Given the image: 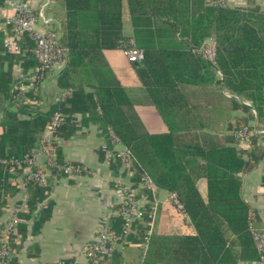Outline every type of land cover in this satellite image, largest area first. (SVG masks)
<instances>
[{"label": "trees", "instance_id": "trees-1", "mask_svg": "<svg viewBox=\"0 0 264 264\" xmlns=\"http://www.w3.org/2000/svg\"><path fill=\"white\" fill-rule=\"evenodd\" d=\"M5 1L0 0V6H4ZM56 1L65 7L66 20L62 30L52 26L60 36V47L68 51L65 67L56 76L62 93L48 110L31 108L28 116L21 118L18 110L2 106L10 99L22 105L19 91L15 89L19 82L14 83V64H19L24 76L29 77L36 73L39 61L34 54L35 42L31 37L25 35L20 40L21 53L11 54L4 46V35L0 33V106L5 112L1 122L0 156L23 159L32 152L53 114L61 112L67 115V120L53 132L56 140L51 141L50 146L54 157L51 164L44 163L52 175L47 185L53 178L66 176L67 166L79 167L80 171L76 172L79 174L84 171V166L67 161L58 148L57 140L74 132L72 117L82 113L84 122L100 124L110 149L114 144L108 139L109 128L130 152L132 162L127 166L130 174L127 184L137 188L142 177L147 175L156 186L155 192L149 188L140 189V194L145 196V215L143 219L134 220L128 232H125L123 218L117 214L110 216L106 227L109 233L120 237L119 244L130 240L144 250L147 243L141 264H237L241 259L258 260L251 228L255 213L242 197L241 174L260 164L264 166V11L258 7L221 5L217 0ZM125 2L135 25V42L146 41L141 34L153 33L142 32L139 28L150 27L156 18L169 25L167 27L172 32L179 33L187 44L182 49H143L144 60L134 63L152 104L168 125L165 132H142L137 128L121 99L125 89L104 56V49H124L132 38L124 33ZM156 30L164 33L165 26H157ZM211 37L217 42L214 64L191 50ZM216 70L221 71L220 77ZM37 84V88L26 91L25 95L40 100V82ZM182 84H188V112L204 109L192 101L195 96L203 94L208 100L207 105L211 104L213 111L221 110L223 114L227 109L218 106L217 98L224 96L222 90L233 95L226 105L228 110L239 109L243 114L228 121L227 130L231 133L223 140L190 142L177 135L178 131L185 129L184 122L168 117L183 109L180 103L173 102L174 95L181 93L179 86ZM254 121L256 124H252ZM219 123L189 119L188 130L214 129ZM243 128L253 132L249 148L238 147L240 140L235 134ZM112 162L123 167L117 155L112 157ZM33 169L43 168L34 165ZM21 173V169L11 172L9 166L0 163V219L9 198L19 192L11 180ZM23 179L28 192L29 212H19L18 215L33 219V233H38L51 211L46 194L48 187L25 176ZM201 179L206 181V196L198 187ZM159 190H165L169 196L172 193L178 195L186 215L196 228L195 235L160 236L154 229L157 217L148 234L152 221L151 205ZM37 210L40 214L33 216ZM25 226L19 225L18 231H10L7 244L2 242L6 230L2 227L0 247L7 246L17 251L21 244L16 240L19 233L26 234ZM98 261L101 264H122L116 250L98 258ZM89 262L95 264L93 258ZM6 264L20 263L15 256Z\"/></svg>", "mask_w": 264, "mask_h": 264}, {"label": "crops", "instance_id": "crops-1", "mask_svg": "<svg viewBox=\"0 0 264 264\" xmlns=\"http://www.w3.org/2000/svg\"><path fill=\"white\" fill-rule=\"evenodd\" d=\"M28 1L37 9L48 3L47 14L53 19L52 25L62 30L66 20V9L60 2L56 0ZM226 4L230 7L240 8L258 7L264 11V0H227ZM123 23L124 33L135 39L136 29L126 2L123 8ZM157 26L167 27L169 25L153 18L151 28H139L142 32H153L151 35L141 34L146 41H143L145 43L139 42V44L136 42L140 48L182 49V47H186L187 44L182 40L179 33L172 32L162 36L158 34ZM0 33L4 35L2 28ZM187 49L184 48V50ZM103 52L108 64L125 89L121 99L124 102L126 112L137 125V128L142 132L167 131L168 125L159 110L152 104L146 87L136 72L134 63L128 60L122 49H104ZM5 65L7 66V64ZM64 67L65 62L57 63L40 82V100L28 97L30 99L28 102L21 101L22 105H19L13 102L15 99H10L4 104L2 103V106H10L18 110L21 118H26L31 108L48 110L62 93L57 85L56 76ZM216 74L220 77L217 70ZM13 77L14 83L26 78L17 63L13 66ZM179 88L181 93L174 95L173 102L180 103L179 105L183 106V109L177 113H171L168 118L173 121L184 122L182 125L185 129L178 131L177 135L186 141L209 143L215 139L223 140L227 134L231 133L227 130L228 121L243 114L239 109L228 110L226 105H229L228 100L231 99V96L224 90H222L224 96L216 100L219 107L222 106L227 109L223 114L220 113L221 110L213 111L211 104L207 105L208 100L203 94L195 96L196 98H192V101L204 109L199 112H188V84H182ZM21 106L24 108L22 109ZM4 114V109L0 106V135L3 133L1 122ZM83 118L82 113L73 115L74 132L66 138H59L57 145L67 161L82 164L84 171L49 180L46 186L48 187L46 194L51 203V211L38 233H33V219L27 220L18 215L19 212L25 214L29 212L25 180L18 176L11 180L12 186L17 188L19 192L9 198L8 205L4 208V214L0 219V231L2 227L12 226L17 230L19 225H26L25 236L21 232L16 240L18 244H21L16 253V258L20 264H90L84 256V247L96 238L103 226L104 218L112 216L116 211L120 199L116 191L117 186L129 182L130 174L127 173V167L112 162V158L107 157L106 153L103 152L101 146L106 143L107 139L100 124L92 121L84 122L85 119ZM189 119L218 121L220 123L214 129L203 127L188 130ZM49 135L50 131L45 129L41 137ZM38 143L34 149L37 148ZM238 147L241 148L240 145ZM123 149V145H114L111 148L112 153ZM44 161V157L39 156V164H43ZM241 176L243 179L242 197L255 213V221L251 228L254 232L264 236V166L260 164L250 172L241 174ZM198 187L202 195L206 196L205 179L198 182ZM142 200H145L144 195ZM154 203L158 207L155 233L160 236H185L197 233L188 216L172 204L170 196L165 190H159L156 193ZM39 214L40 210H37L33 216ZM116 251L119 252L122 264H141L145 257L143 247L130 240L119 244ZM259 260L241 259L237 264H261Z\"/></svg>", "mask_w": 264, "mask_h": 264}, {"label": "built area", "instance_id": "built-area-1", "mask_svg": "<svg viewBox=\"0 0 264 264\" xmlns=\"http://www.w3.org/2000/svg\"><path fill=\"white\" fill-rule=\"evenodd\" d=\"M227 0H217L218 4L224 5ZM48 4V3H47ZM43 4L39 9L33 7L28 0H7L5 5L1 8L3 14L0 12V28L4 32V46L7 52L12 54H19L22 51V46L20 40L28 35L35 42L33 48L34 54L39 61V65L36 68V73L31 76L26 77L24 80L20 81L16 88L18 96H20V101L28 102L30 99L26 94V91L37 88V83L43 81L47 76L49 71L54 65L60 62H65V56L68 49L65 47H60V36L53 30L52 17L48 16L46 6ZM0 10V11H1ZM3 19V20H2ZM36 25H41L42 29L38 30ZM125 56L132 63H139L144 60L145 52L140 48L133 38L130 39L127 47L122 49ZM194 53L201 55L204 59L211 63H215L217 54V42L216 39L211 37L205 40L200 46H193L191 49ZM41 72V73H39ZM218 74L221 76V71L217 70ZM229 96H233L228 93ZM249 104V102H246ZM67 115L61 112H55L51 118V121L47 125V130L50 131L49 136H43L39 139L37 148L32 150L23 159H14L4 156H0V163L5 166H9L11 172H16L17 170H22V173L18 177L25 176L29 180L37 182L41 186H46L48 178L51 176L48 169L46 170V165L44 163L50 162L54 157L52 153V147L50 146L51 141L56 140L53 135L55 129L66 122ZM252 131H248L243 128L236 132V137L240 140V145L243 148H249L250 135ZM108 139L110 143L114 145H121L120 138L115 134V132L109 128L108 129ZM102 150L106 153L107 157H114L117 155L122 160L123 167H129L131 165V155L125 148L123 150H118L112 153L109 148L108 143H104L101 146ZM39 156L44 157V163L39 164ZM34 165L41 166L43 169L35 170ZM16 170V171H15ZM80 168L73 165L67 166L65 172L68 175H74V173L79 172ZM141 188H149L153 192L156 190L153 179L150 176H143L142 180L137 188L130 186L129 184H120L117 186V193L120 197L119 199V209L114 212L123 218L125 223V232H128L131 228L132 222L137 219H143L145 215V204L142 200L143 195L140 194ZM170 200L172 204L181 212L185 213L183 204L176 193L170 195ZM157 205L156 203L151 205V218L152 221L149 223L151 229L148 234L151 233L153 229V222L157 215ZM110 216L104 218L103 226L98 232V235L94 240L87 243L84 247V256L89 261L94 259L95 264H101L98 258L110 254L112 251L116 250L119 245L120 237L116 234L109 233L107 231V225L109 223ZM14 230L12 226H7L4 232V237L2 238L3 243H8L10 231ZM148 240V237L146 238ZM254 240L259 252V262L264 264V236L254 232ZM147 251V243L144 249V253ZM16 250H10L7 246L0 247V264H6L9 260L16 256Z\"/></svg>", "mask_w": 264, "mask_h": 264}, {"label": "rangeland", "instance_id": "rangeland-1", "mask_svg": "<svg viewBox=\"0 0 264 264\" xmlns=\"http://www.w3.org/2000/svg\"><path fill=\"white\" fill-rule=\"evenodd\" d=\"M1 7V6H0ZM47 7H48V5L46 6V9H47ZM0 10H1V8H0ZM1 12V15L3 14V10H1L0 11ZM1 27V26H0ZM36 28L38 29V30H41L42 29V27H41V25H36ZM1 29V28H0ZM172 33V31L168 28V27H166L165 26V32L164 33H158L159 35H162V36H164V35H166V34H171ZM214 38V37H213ZM4 39H5V36H4ZM252 124H256V121H254Z\"/></svg>", "mask_w": 264, "mask_h": 264}]
</instances>
